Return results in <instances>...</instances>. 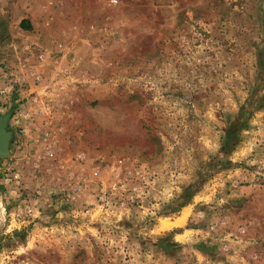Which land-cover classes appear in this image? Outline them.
<instances>
[{"label":"rangeland","instance_id":"rangeland-1","mask_svg":"<svg viewBox=\"0 0 264 264\" xmlns=\"http://www.w3.org/2000/svg\"><path fill=\"white\" fill-rule=\"evenodd\" d=\"M2 68L0 264H264V0H0Z\"/></svg>","mask_w":264,"mask_h":264},{"label":"built area","instance_id":"built-area-1","mask_svg":"<svg viewBox=\"0 0 264 264\" xmlns=\"http://www.w3.org/2000/svg\"><path fill=\"white\" fill-rule=\"evenodd\" d=\"M25 83V78L21 73L7 68L0 69V111L5 112L12 124L20 128L24 116Z\"/></svg>","mask_w":264,"mask_h":264},{"label":"water","instance_id":"water-1","mask_svg":"<svg viewBox=\"0 0 264 264\" xmlns=\"http://www.w3.org/2000/svg\"><path fill=\"white\" fill-rule=\"evenodd\" d=\"M7 117L0 116V157L10 154V141L13 136V132L6 128Z\"/></svg>","mask_w":264,"mask_h":264},{"label":"crops","instance_id":"crops-1","mask_svg":"<svg viewBox=\"0 0 264 264\" xmlns=\"http://www.w3.org/2000/svg\"><path fill=\"white\" fill-rule=\"evenodd\" d=\"M7 118H8V117H7ZM8 120H9V119H7V123H8Z\"/></svg>","mask_w":264,"mask_h":264}]
</instances>
